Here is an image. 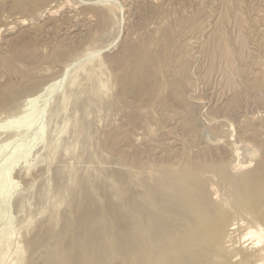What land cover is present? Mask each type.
I'll use <instances>...</instances> for the list:
<instances>
[{"label":"rangeland","instance_id":"obj_1","mask_svg":"<svg viewBox=\"0 0 264 264\" xmlns=\"http://www.w3.org/2000/svg\"><path fill=\"white\" fill-rule=\"evenodd\" d=\"M263 158L264 0H0V264H121L152 184Z\"/></svg>","mask_w":264,"mask_h":264},{"label":"bare ground","instance_id":"obj_2","mask_svg":"<svg viewBox=\"0 0 264 264\" xmlns=\"http://www.w3.org/2000/svg\"><path fill=\"white\" fill-rule=\"evenodd\" d=\"M144 57H138L141 66L132 73L128 84L134 91L144 88L147 81L139 78L145 72L147 57ZM227 165L221 160L213 164L183 166L172 177L175 178L173 182L170 180L165 184L168 179L164 176L167 179L164 180L162 176L165 182L152 184L155 189L151 194H148V188V192L141 193L138 218L132 220L131 216L130 226L126 227V232L132 227L136 239L133 242L130 238H125L126 242L123 240L126 243L123 252L126 248L127 252L120 257L121 264H264V158L255 170L246 176L239 174V178L229 171ZM210 173L218 176L222 183H237L233 200L212 201L208 188ZM87 206L91 211L92 208ZM124 218L121 219L123 222L128 219ZM88 241L82 242L81 246ZM108 260L114 259L111 257ZM55 264L101 262L73 263L65 258Z\"/></svg>","mask_w":264,"mask_h":264}]
</instances>
